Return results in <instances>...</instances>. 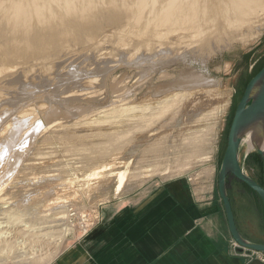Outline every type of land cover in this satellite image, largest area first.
I'll use <instances>...</instances> for the list:
<instances>
[{"label":"rangeland","instance_id":"rangeland-1","mask_svg":"<svg viewBox=\"0 0 264 264\" xmlns=\"http://www.w3.org/2000/svg\"><path fill=\"white\" fill-rule=\"evenodd\" d=\"M115 1L78 0L75 13L64 12L63 2L55 3L52 9L63 16L53 23L43 15L19 17L27 27L17 31L34 43L16 57L0 15V66L5 60L9 70L0 75V198L43 218L33 228L31 216L4 226L17 234L24 223L29 224L31 232L24 229L16 237L26 240L27 252L43 249L40 254L48 253L50 258L43 264L56 263L73 248L94 246L97 243L90 246L89 242L105 230L121 206L164 185L180 183L200 198L209 190L212 198L219 199L217 171L234 108L247 82L264 65L263 13L250 17L258 23L249 27L256 31L247 41L236 40L229 47L215 49L186 47V54L177 59L184 53V42L177 34L158 41L151 35L150 44H165L169 55H175L164 56V65L152 68L145 63L151 51L135 38L142 26H133L130 11ZM92 2L95 8H86ZM5 6L6 0L0 8ZM146 17L144 13L139 19ZM92 91L96 93L87 95ZM181 92L187 95L147 129L127 131L130 125L119 122L121 118L114 113L120 106L139 107V113L140 108ZM226 92L230 93L229 103L214 134L208 115ZM82 120L88 124H80ZM211 135H215L213 140ZM102 147L109 153L98 158L96 148ZM252 154L243 144L239 159L243 163ZM105 164L111 165L110 171L88 177L95 166ZM181 165L185 171L180 170ZM151 169L155 170L152 176L137 182V175L145 177ZM243 169L257 183L263 182L262 165L256 157L244 162ZM125 170L129 173L126 185L116 194L114 173ZM172 174L174 177H168ZM227 190L240 234L252 242L264 241V210L259 198L233 178H229ZM60 197L67 200L64 212L47 207L51 199ZM61 219L67 230L57 246L62 234L50 236L52 239L42 234L58 230L56 221ZM14 257L3 255L0 264H38L27 259L30 254Z\"/></svg>","mask_w":264,"mask_h":264},{"label":"bare ground","instance_id":"bare-ground-1","mask_svg":"<svg viewBox=\"0 0 264 264\" xmlns=\"http://www.w3.org/2000/svg\"><path fill=\"white\" fill-rule=\"evenodd\" d=\"M4 1L5 0H0V5L4 3ZM118 1L121 7H124L127 9V11H130L129 15L134 19L133 26H135L136 28L138 25L142 26V29L138 28L136 30L135 38H139L140 39L139 41H142L144 43V45L142 46H145L148 50L151 51L147 60H145L146 61L145 63L148 62L149 65L152 66V68H154V66L164 65L163 62L165 60L163 59L164 56L168 55V58H170L171 55L174 53L169 55L170 49L166 45L168 47L167 48L165 44H156V43L150 44L149 37L151 35H153V37L156 38L158 41L167 38V36L169 35L177 34L179 40L184 42V47H182L183 49L186 47H189L193 50H200L201 48L215 49L219 45L220 46L224 45L225 47H229L232 44V42H235L236 40L243 42L247 41L248 38L252 36L251 33L256 31L249 27L251 25H256L258 23V21L254 23L251 22L250 17H255L259 13L264 14V0H118ZM58 2H63L62 5L63 9L62 8L61 9L64 12L69 13V11L71 12L75 11L74 6L75 3L78 2V0H45V1L43 0V3L41 2V0H6V6L2 9L0 8V15L3 16L5 19V23L7 25V28L5 29L7 33V39H9V46H10L9 48L11 52L13 51L14 57L19 56V54L26 53L27 52L26 49H28L31 46L30 44L34 43L31 42L29 38L30 36H27L26 34L23 33H19L17 31L18 28L27 27V23L25 21L20 23L19 17L21 19L26 16L38 17L40 15H43L47 17L49 23H53L57 17L63 16L61 13L55 12L51 7V5ZM114 2L116 1L114 0ZM35 4H38L40 8H37ZM34 6L36 7V9L34 8ZM113 6L115 5H112V7ZM86 8L94 9L95 6L92 2L90 5L86 6ZM144 13L147 14V17L145 19L140 20L139 17L143 16ZM135 15L137 16L136 19H135ZM15 21H17V23L12 25L11 22H15ZM80 21L82 20L80 19ZM214 42L215 43L217 42V44H215V46H212L211 44H213ZM171 44L173 45L174 43L171 42ZM186 51L187 50L184 49L183 50L184 53L181 52L182 54H178L176 52L178 56H176L175 58L177 59L183 54H186ZM174 56L175 55H172V57ZM142 60H144L143 57ZM4 61L5 60H3L2 65L0 66V75H2V73H6ZM192 82H195V80L193 79ZM95 91L88 92L87 95H94L96 93ZM226 93L227 94L219 103V105L213 108V110L210 111L208 115V117L212 119V123H213L212 133L214 134H216V131L220 125L221 118L229 103L230 93L228 92ZM81 95H85V94H81ZM186 95H187L186 92L175 94L174 96L165 98L162 101H157L153 103L155 104L154 106L148 107L149 106L148 105L147 106L148 108L146 109L140 108L141 111H139V113H137L139 107H134V106L132 107L120 106L118 108V111L114 113H117L118 117L121 118L119 122L123 121L128 125H130L127 131L128 130L133 131L136 129L139 130V128L147 129L150 125L154 124L156 120L161 118L166 113L167 109L171 107V104H174L178 101L180 102V100H182L183 97ZM143 111L146 113H143ZM130 112L132 113L134 112L133 114H138V115L134 116L132 114L133 116L131 115L130 118L127 119L126 117ZM84 123L88 124L87 122H84V120H82L80 124H84ZM93 123H95V121ZM136 123L137 125H135ZM59 124L60 123H58V125ZM212 135L210 140H213V138L215 137V135L214 136ZM243 143L246 144L247 150L250 151L251 150L250 141L246 138L244 139ZM157 144H159V141L157 143L156 142L153 143L154 147L151 149L152 150L155 149V147H157ZM108 151L109 150L104 147L96 148V152L98 153L96 157L102 158L103 156H107L106 154L109 153ZM110 166L111 165L109 164H105L99 167L95 166V168L92 169L90 174H88V177L92 179L96 178L101 173L110 171L112 168V167L110 168ZM179 167L180 170L182 171L186 170L184 169L183 165ZM126 171L127 170L114 173L115 176L114 179L117 181V186L115 191L116 194L121 192L126 185L127 177L129 175L128 171L127 172ZM152 171L155 170L151 169L146 171V173H144L146 174L145 177L143 176V174H139V176L138 175L136 176L135 174L132 175L134 176V178L135 176L138 177L137 182L140 183L143 182L142 179H147L150 176H152L153 175ZM109 175L113 176V174L111 173ZM168 177H174V174ZM61 198L62 197H60L59 199L58 198L51 199L47 207L51 205L56 206L58 208H61L62 212H64V209H67V207L65 206L67 200L65 202ZM33 199L34 198L32 197V200ZM52 201L54 202L51 203ZM11 203L9 199L0 198V257L3 255L9 256L10 254L13 255L15 254L14 257L15 259L19 257L24 258L30 254L32 255V257H28L27 258L28 260H33L34 263L43 264L48 258H50V255L48 253L40 254V252H42L43 249L37 250L36 252H32V253L27 252L25 250L26 246L28 245L26 240L24 238L18 240V237H16L18 234H24L22 232L25 231L24 229L31 230L30 228L31 226L29 224L27 225V223H24L23 226L25 228L23 230L17 231L18 232L17 234H15L16 232L12 234L13 231L8 232L9 230V228H7L8 226L7 225L4 226V224L9 225L11 223L13 224L21 223L22 221L25 220L26 217L31 216L30 220H32L31 224L33 228L37 225V222L41 223L43 218L37 216L35 212L28 213L27 211H23V210L21 211L19 207H17L16 205H11ZM63 221L64 219L63 220L61 219L60 222L56 221L57 226L56 224L55 226L58 227V230L48 231L42 234L45 237L54 236L55 234H62L60 235V238L58 237L60 239V242H57L56 240L57 246H59V243H61L63 236L67 230V227L64 226ZM46 228L51 229L52 226ZM50 238L52 239V237ZM47 245L50 246V244Z\"/></svg>","mask_w":264,"mask_h":264},{"label":"crops","instance_id":"crops-1","mask_svg":"<svg viewBox=\"0 0 264 264\" xmlns=\"http://www.w3.org/2000/svg\"><path fill=\"white\" fill-rule=\"evenodd\" d=\"M160 189L121 206L88 245L97 244L52 264H264L234 246L212 191L200 198L180 183Z\"/></svg>","mask_w":264,"mask_h":264},{"label":"water","instance_id":"water-1","mask_svg":"<svg viewBox=\"0 0 264 264\" xmlns=\"http://www.w3.org/2000/svg\"><path fill=\"white\" fill-rule=\"evenodd\" d=\"M248 139L251 150L262 162V185L248 176L244 162L239 159L244 139ZM246 159V157H245ZM234 177L257 195L264 210V65L247 82L237 102L226 135L219 168L217 171V192L224 211L228 232L238 250L264 254V243H255L244 238L238 231L227 190V177Z\"/></svg>","mask_w":264,"mask_h":264},{"label":"trees","instance_id":"trees-1","mask_svg":"<svg viewBox=\"0 0 264 264\" xmlns=\"http://www.w3.org/2000/svg\"><path fill=\"white\" fill-rule=\"evenodd\" d=\"M262 68V67H261ZM260 68V69H261ZM258 72V71H257ZM256 74V73H255ZM254 76V75H253ZM251 157H256V159L259 161V163H260V165H262V162H261V160H260V158H259V156L256 154V153H253L252 155H249V156H247V158L245 159V163L247 162V160L249 159V158H251ZM231 178H233V177H231ZM236 182H238L235 178H233ZM238 183H240V182H238ZM242 185H244V184H242ZM260 185H262V182L260 183ZM245 186V185H244ZM246 187V186H245ZM247 188V187H246ZM250 190V189H249ZM251 191V190H250ZM256 195V194H255ZM256 197H257V195H256Z\"/></svg>","mask_w":264,"mask_h":264},{"label":"built area","instance_id":"built-area-1","mask_svg":"<svg viewBox=\"0 0 264 264\" xmlns=\"http://www.w3.org/2000/svg\"><path fill=\"white\" fill-rule=\"evenodd\" d=\"M234 242V241H233ZM234 246L238 249L239 247L234 243ZM244 251V250H243ZM256 255H259L261 261H264V254L255 252Z\"/></svg>","mask_w":264,"mask_h":264},{"label":"flooded vegetation","instance_id":"flooded-vegetation-1","mask_svg":"<svg viewBox=\"0 0 264 264\" xmlns=\"http://www.w3.org/2000/svg\"><path fill=\"white\" fill-rule=\"evenodd\" d=\"M231 177H232V176H230V175L227 177V182L229 181V178H231ZM233 178H234V177H233ZM241 235H242V234H241ZM263 242H264V241H261V242H259V243H263Z\"/></svg>","mask_w":264,"mask_h":264}]
</instances>
